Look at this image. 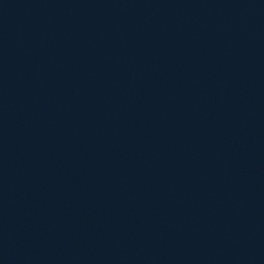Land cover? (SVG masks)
I'll list each match as a JSON object with an SVG mask.
<instances>
[{
    "label": "water",
    "instance_id": "1",
    "mask_svg": "<svg viewBox=\"0 0 264 264\" xmlns=\"http://www.w3.org/2000/svg\"><path fill=\"white\" fill-rule=\"evenodd\" d=\"M0 264H264V0H0Z\"/></svg>",
    "mask_w": 264,
    "mask_h": 264
}]
</instances>
